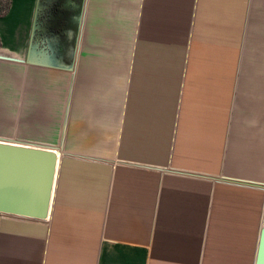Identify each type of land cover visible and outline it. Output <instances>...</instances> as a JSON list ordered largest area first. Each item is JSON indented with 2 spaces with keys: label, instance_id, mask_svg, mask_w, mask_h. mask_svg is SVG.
Instances as JSON below:
<instances>
[{
  "label": "crops",
  "instance_id": "obj_1",
  "mask_svg": "<svg viewBox=\"0 0 264 264\" xmlns=\"http://www.w3.org/2000/svg\"><path fill=\"white\" fill-rule=\"evenodd\" d=\"M11 1L0 138L59 159L46 218L0 213V264H257L264 0H82L72 26Z\"/></svg>",
  "mask_w": 264,
  "mask_h": 264
},
{
  "label": "water",
  "instance_id": "obj_2",
  "mask_svg": "<svg viewBox=\"0 0 264 264\" xmlns=\"http://www.w3.org/2000/svg\"><path fill=\"white\" fill-rule=\"evenodd\" d=\"M1 139L0 213L46 218L52 206L58 157L50 148ZM257 264H264V228Z\"/></svg>",
  "mask_w": 264,
  "mask_h": 264
},
{
  "label": "flooded vegetation",
  "instance_id": "obj_3",
  "mask_svg": "<svg viewBox=\"0 0 264 264\" xmlns=\"http://www.w3.org/2000/svg\"><path fill=\"white\" fill-rule=\"evenodd\" d=\"M47 2L48 6L43 13L46 21L51 22L56 19L57 23L62 21L69 25L71 23L70 26L76 23L82 0H47Z\"/></svg>",
  "mask_w": 264,
  "mask_h": 264
},
{
  "label": "rangeland",
  "instance_id": "obj_4",
  "mask_svg": "<svg viewBox=\"0 0 264 264\" xmlns=\"http://www.w3.org/2000/svg\"><path fill=\"white\" fill-rule=\"evenodd\" d=\"M11 2H12L11 0H1V2H0V13L4 14L6 12V10H7V5L10 6ZM17 3H18V0H15V4H17ZM1 140H4V139H1ZM58 159H59V155H58Z\"/></svg>",
  "mask_w": 264,
  "mask_h": 264
},
{
  "label": "bare ground",
  "instance_id": "obj_5",
  "mask_svg": "<svg viewBox=\"0 0 264 264\" xmlns=\"http://www.w3.org/2000/svg\"><path fill=\"white\" fill-rule=\"evenodd\" d=\"M17 145V144H16ZM53 151V150H52ZM55 152V151H53ZM56 156L58 157V154L55 152ZM57 165H58V162H57ZM57 165H56V170H57ZM55 176H56V171H55V175H54V182H55ZM53 196V195H52Z\"/></svg>",
  "mask_w": 264,
  "mask_h": 264
},
{
  "label": "trees",
  "instance_id": "obj_6",
  "mask_svg": "<svg viewBox=\"0 0 264 264\" xmlns=\"http://www.w3.org/2000/svg\"><path fill=\"white\" fill-rule=\"evenodd\" d=\"M0 2H1V0H0ZM9 2H10V1H9ZM10 5H11V3H10ZM9 8H10V6L7 5V10H6V12H5L4 14H6V13L8 12ZM4 14L0 13V15H4Z\"/></svg>",
  "mask_w": 264,
  "mask_h": 264
}]
</instances>
